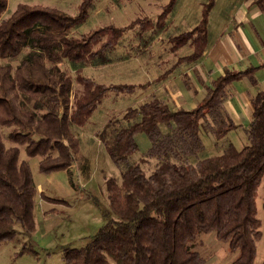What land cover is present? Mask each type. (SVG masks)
<instances>
[{
	"label": "trees",
	"instance_id": "16d2710c",
	"mask_svg": "<svg viewBox=\"0 0 264 264\" xmlns=\"http://www.w3.org/2000/svg\"><path fill=\"white\" fill-rule=\"evenodd\" d=\"M177 1L162 5L155 21L142 18L122 27L98 26L76 38L70 32L85 22L95 0H80L74 15L18 3L6 17L7 0H0V59L29 48L13 71L0 64V129L12 127L8 138L24 146L28 157H41L39 173L68 171L78 148L70 125L84 126L108 91L130 93L136 88L98 83L83 75L81 66L106 64L108 51L135 26L139 34L163 31ZM214 5L215 0L202 2L197 23L169 37L172 53L185 45L190 49L175 66L202 57ZM63 60L79 65L74 71L79 89L72 91L71 77L59 67ZM262 66L224 68L191 109L174 108L152 95L126 109L124 124L107 121L97 137L120 174V180L104 177L109 218L82 246L64 248L61 264H204L193 248L201 233H213L235 253L230 264H254L262 235L257 195L264 176V89L250 99L252 113L242 128L246 139L241 147L226 140L239 126L229 118L224 102L234 82L246 77L253 83ZM21 96L33 101L35 110H24ZM204 133L222 144L220 153L199 157L206 150ZM137 134L150 142L145 158L156 160L149 173L138 161L130 162L138 150ZM36 193L29 164L20 159L18 146L7 147L0 134V244L17 236V226L35 231Z\"/></svg>",
	"mask_w": 264,
	"mask_h": 264
},
{
	"label": "rangeland",
	"instance_id": "374dc122",
	"mask_svg": "<svg viewBox=\"0 0 264 264\" xmlns=\"http://www.w3.org/2000/svg\"><path fill=\"white\" fill-rule=\"evenodd\" d=\"M167 1L95 0L85 22L72 29L70 35L78 38L81 34L98 26L113 24L122 27L131 21L142 18H150L155 21L162 5ZM204 1L178 0L163 31L151 32L149 30L139 34V27L135 26L124 33L119 44L113 50L108 51L106 64L80 65L82 74L98 83L105 85L132 84L136 88L130 93L108 91L84 126L70 125L72 134L77 138L76 152L78 153L73 154V163L68 171H65V174H62L63 171L47 174L50 184L47 183L44 187L45 195L41 194V202L45 201L42 203V208L44 209L47 205L55 207V209L50 210L47 217L42 216L39 208L37 209L36 228L33 233H28L17 226V236L11 241L0 244V264H61V252L64 248L82 246L106 222L105 220L109 216L104 177H114L120 180V174L104 146L96 139L95 133L99 132L109 120H112L115 126L124 124L122 116L126 109L138 107L152 96L151 87L143 88L142 86L152 83L156 88L160 87L159 76L175 66L179 56L189 53L190 49L187 45L181 47L176 54L172 53L169 50V37L189 30L197 23L201 4ZM79 2L80 0H7V8L3 17L8 16L18 3L55 7L68 15H74ZM239 2L240 0H215V5L209 15V40L214 39L219 30L225 28L230 16H237L239 8L236 5ZM28 51L29 48L24 47L16 57L0 59V64L11 66L13 71ZM78 66L72 65L66 60L59 64V67L72 79V91L80 88L74 81V71ZM189 67V64L177 66L182 72ZM185 77L186 75H183V78ZM263 88L264 86L261 84L257 90ZM20 100L24 110H35L33 101L23 96ZM12 129V127L0 129L5 145L7 147L18 146L21 160L31 158L25 154L24 146L17 145L8 138ZM227 136L226 140L237 147H241L245 143L246 137L244 138L242 129L233 130ZM135 139L138 150L130 162L138 161L142 169L149 173L156 164L155 159L144 156L150 142L143 134H137ZM204 141L206 150L199 152V157L203 158L209 154L215 155L221 152L222 144H215L214 140L205 133ZM55 154L56 151L51 150L50 155L54 156ZM32 158L29 160V166L33 172V180L43 183L44 179L40 180V178H43L44 175L38 172V162ZM84 161H87L90 168L82 165ZM63 177L66 184L59 181ZM46 195L55 199L63 198L65 199L64 203L60 206L54 205V203L49 204L45 200ZM38 201H40L39 197ZM257 216L262 223V235L257 242L254 264H261L264 260V176L258 188ZM193 248L199 251L205 261L204 264H230L235 257V253L231 252L225 243L217 241L213 233H201Z\"/></svg>",
	"mask_w": 264,
	"mask_h": 264
},
{
	"label": "crops",
	"instance_id": "0c3cea01",
	"mask_svg": "<svg viewBox=\"0 0 264 264\" xmlns=\"http://www.w3.org/2000/svg\"><path fill=\"white\" fill-rule=\"evenodd\" d=\"M262 2L259 5L255 0H240L236 5L239 8L237 16H230L227 19L229 21L225 28L220 29L216 37L209 40L202 57L198 61L189 64L190 67L186 68L187 70L184 72L179 70L177 66H172V70L170 68L167 73L168 75L162 77L160 87L156 88L152 83L145 86L146 88L151 87V95L163 99L174 108L191 109L204 96L205 87L209 85L212 79L220 75L224 68L234 69L237 67L236 70H241L263 64L264 0ZM183 75H186V77L183 78ZM254 79L253 83L246 77L234 82L229 87L230 92L224 102L226 113L239 126L238 129L247 126L250 121L252 113L250 99L256 93L257 88H260L261 84L264 86V66L255 71ZM97 133H95V137L100 142ZM30 159L27 158L25 161L29 164ZM32 159L39 162L40 157L37 156V158ZM82 165L90 168L87 165V161H84ZM65 173V171L62 172V174ZM49 175H44L43 178H40V180L44 179L43 183L34 181L37 188L34 219L38 208L40 214L45 217H47L50 210L55 209V207L47 205L44 209L42 208V203H45V201L41 202V194L45 195L44 187L47 183L50 184ZM59 181L66 184L64 177ZM38 197L40 201H38ZM46 197L52 198L48 195ZM56 199L65 200L63 198ZM57 206H60V204H57Z\"/></svg>",
	"mask_w": 264,
	"mask_h": 264
}]
</instances>
